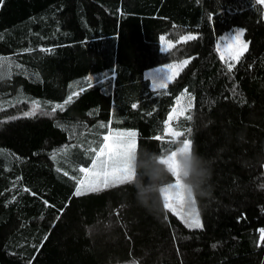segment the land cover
Here are the masks:
<instances>
[{
    "label": "trees",
    "instance_id": "1",
    "mask_svg": "<svg viewBox=\"0 0 264 264\" xmlns=\"http://www.w3.org/2000/svg\"><path fill=\"white\" fill-rule=\"evenodd\" d=\"M237 33L247 48L223 56ZM170 65L153 90L148 73ZM124 132L141 174L145 148L213 161V199L192 201L202 227L141 207L135 166L76 195L80 168ZM262 229L261 0H0V264H264Z\"/></svg>",
    "mask_w": 264,
    "mask_h": 264
},
{
    "label": "clouds",
    "instance_id": "2",
    "mask_svg": "<svg viewBox=\"0 0 264 264\" xmlns=\"http://www.w3.org/2000/svg\"><path fill=\"white\" fill-rule=\"evenodd\" d=\"M154 159L155 167L143 174L140 172L141 150L136 153L137 178L131 183L135 190L137 203L151 213H160L164 208L162 193L166 190L177 191L175 182L169 177H178L183 181V192L191 207L193 199L197 201L211 200L214 197L213 161L200 154L194 145L186 147L182 143L171 153L160 155L147 148L143 149ZM143 175H147L149 183L145 184Z\"/></svg>",
    "mask_w": 264,
    "mask_h": 264
},
{
    "label": "snow or ice",
    "instance_id": "3",
    "mask_svg": "<svg viewBox=\"0 0 264 264\" xmlns=\"http://www.w3.org/2000/svg\"><path fill=\"white\" fill-rule=\"evenodd\" d=\"M242 33H237L236 39H239V36ZM195 37L193 36H187L184 37L183 39H194ZM164 38L161 37V40H163ZM247 48V44L246 43H241L240 45V51H243L244 49ZM237 55H239V52L237 53ZM223 58V57H222ZM187 61H185L186 63ZM175 66L170 65L169 69L173 68ZM234 67L233 64H228V70L231 71L232 68ZM166 87V83L165 82H160V83H153V90H156L158 88H164ZM71 100V97H69V101ZM67 102V101H66ZM57 108H62V105H56ZM133 107H136V105L134 104ZM31 114V113H29ZM135 133L133 132H129L126 134H117V138H118V142L121 144H124L125 146L121 149H118V154L116 153H112L111 151L107 152V154L105 156H101V155H97L94 163H93V168L91 170L89 169H81V172H84L86 174H88L89 172H91V174L93 175V179L92 180H81L80 183V188L77 189L76 191V195H80L82 194V192L84 191H98L100 190V186L101 184L104 185L105 187L108 186L109 181H111L112 183H114V179H112L113 177H119V176H123L125 173V170L127 168V165L130 161V157H131V153L132 150L135 147V142H134V137H135ZM127 137V140H121L119 139L120 137ZM105 140H107V137H105ZM108 148V145H105L104 148L100 149L101 153H105V149ZM106 166L110 169V171H106ZM101 174H103L104 179L101 180L99 183L96 182L95 177H99ZM118 174V176H117ZM165 207L166 208H172V204L169 201L172 200H178L180 202H183V197L179 194V192H175V193H170L169 190L165 191ZM189 221L190 227H195V228H199L202 227L199 218L197 216H190L189 217ZM264 231V230H262Z\"/></svg>",
    "mask_w": 264,
    "mask_h": 264
},
{
    "label": "rangeland",
    "instance_id": "4",
    "mask_svg": "<svg viewBox=\"0 0 264 264\" xmlns=\"http://www.w3.org/2000/svg\"><path fill=\"white\" fill-rule=\"evenodd\" d=\"M262 3H264V0H261ZM236 36L237 34H232V35H229L227 36L222 45H221V48L219 50V52L223 55V56H228L230 57L231 59H235L236 57H238L241 53L244 52L243 51H240V45H241V39H240V36H239V39H236ZM239 52V55H237V53ZM9 72V70H8ZM175 69L174 68H161V69H156L152 72H149L148 73V77H150L154 82L156 83H160V82H165L167 83V81L173 77V75L175 74ZM128 132H124V133H120V134H126ZM119 139L121 140H127V137H120ZM134 142H135V137H134ZM105 145H108V148L105 149V153H101L100 151L97 152V155H101V156H105L107 154V152L111 151L112 153H116L118 154V149H121L123 148L125 145L124 144H121L118 142V138H117V135L115 137H107V140H105V144L103 145L102 148L105 147ZM135 147H136V142H135ZM135 147L134 149L132 150V153H131V157H130V161L127 165V168L125 170V173L123 176H119V177H113L112 179L114 180H119V179H124L126 177H129L130 175L133 174L134 172V156H133V153H134V150H135ZM96 155V157H97ZM96 159V158H95ZM95 161V160H94ZM93 168V165L92 167L89 169L91 170ZM82 168H80V171H81ZM106 171H110V169L106 166ZM84 173V172H83ZM84 178L83 180H92L94 177L93 175L91 174V172H89L88 174L84 173ZM118 176V174H117ZM104 179V176L103 174H101L99 177H95V180L97 183H99L101 180ZM110 182V181H109ZM176 186H177V191H170V193H175V192H179V194L184 198L183 199V202H180L178 200H172V201H169L171 204H173L174 206H179L180 209H184V210H187L188 214H190L189 216H192V205L191 207L188 206V203H187V199L185 197V193L183 192V182H181V180H177L175 182ZM164 195V200H165V192L163 193ZM187 208V209H186Z\"/></svg>",
    "mask_w": 264,
    "mask_h": 264
},
{
    "label": "built area",
    "instance_id": "5",
    "mask_svg": "<svg viewBox=\"0 0 264 264\" xmlns=\"http://www.w3.org/2000/svg\"><path fill=\"white\" fill-rule=\"evenodd\" d=\"M262 230H264V229H262Z\"/></svg>",
    "mask_w": 264,
    "mask_h": 264
},
{
    "label": "crops",
    "instance_id": "6",
    "mask_svg": "<svg viewBox=\"0 0 264 264\" xmlns=\"http://www.w3.org/2000/svg\"><path fill=\"white\" fill-rule=\"evenodd\" d=\"M107 137H109V136H107Z\"/></svg>",
    "mask_w": 264,
    "mask_h": 264
}]
</instances>
